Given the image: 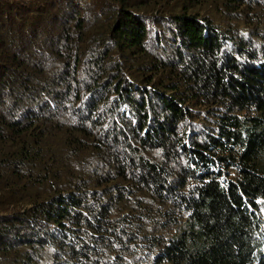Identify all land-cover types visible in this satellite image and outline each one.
<instances>
[{"label": "trees", "instance_id": "trees-1", "mask_svg": "<svg viewBox=\"0 0 264 264\" xmlns=\"http://www.w3.org/2000/svg\"><path fill=\"white\" fill-rule=\"evenodd\" d=\"M0 264H264V0H0Z\"/></svg>", "mask_w": 264, "mask_h": 264}]
</instances>
